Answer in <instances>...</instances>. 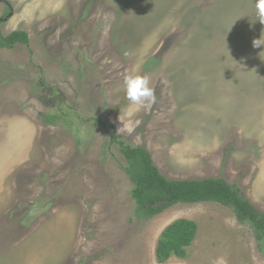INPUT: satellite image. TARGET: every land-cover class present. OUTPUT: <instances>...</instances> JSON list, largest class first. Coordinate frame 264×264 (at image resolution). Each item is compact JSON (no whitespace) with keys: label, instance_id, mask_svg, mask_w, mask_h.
<instances>
[{"label":"rangeland","instance_id":"rangeland-1","mask_svg":"<svg viewBox=\"0 0 264 264\" xmlns=\"http://www.w3.org/2000/svg\"><path fill=\"white\" fill-rule=\"evenodd\" d=\"M8 1L1 30L26 32L30 45L0 50V264H161L159 238L179 219L197 235L186 258L164 264H264V241L229 207L178 204L136 218L126 160L95 124L140 120L116 136L146 148L165 177L223 179L264 214L255 0ZM129 74L149 78L150 108L126 98ZM46 85L63 98H41ZM57 99L76 113L71 126L45 122Z\"/></svg>","mask_w":264,"mask_h":264},{"label":"trees","instance_id":"trees-1","mask_svg":"<svg viewBox=\"0 0 264 264\" xmlns=\"http://www.w3.org/2000/svg\"><path fill=\"white\" fill-rule=\"evenodd\" d=\"M18 45L29 47L30 37L24 31H15L4 36L0 26V50H12ZM51 92L41 98L58 94L55 87L43 86ZM56 103V112L43 114L49 125H69L75 123L76 113ZM64 108V109H63ZM96 125L110 134V141L117 144L124 156L126 173L134 183L132 196L136 201L135 216L139 220L152 219L178 204L216 203L231 208L241 223H249L258 242L264 241V214L251 204L241 189L220 178L173 180L165 177L156 167L151 153L144 147H133L116 136V127L102 118L95 119ZM65 127V126H64ZM68 127V126H66ZM65 127V128H66ZM197 224L189 219H179L170 224L161 234L156 248V258L161 264L172 257L184 259L187 248L194 242Z\"/></svg>","mask_w":264,"mask_h":264},{"label":"clouds","instance_id":"clouds-1","mask_svg":"<svg viewBox=\"0 0 264 264\" xmlns=\"http://www.w3.org/2000/svg\"><path fill=\"white\" fill-rule=\"evenodd\" d=\"M256 8V19L259 20L261 24H264V0H255ZM262 37L253 41L254 47L264 46L261 44ZM150 81L147 76H141L138 74H129L124 77V91L126 98L135 105L134 110L140 108H150L155 102L154 89L150 86ZM121 122L120 126L117 127V135H128L132 136L136 129L139 127L141 121L136 119H128L126 121L122 120L121 116L118 117ZM139 139V136L136 137ZM216 264H225L223 258H219Z\"/></svg>","mask_w":264,"mask_h":264},{"label":"water","instance_id":"water-1","mask_svg":"<svg viewBox=\"0 0 264 264\" xmlns=\"http://www.w3.org/2000/svg\"><path fill=\"white\" fill-rule=\"evenodd\" d=\"M7 6H8V8L10 9V16L9 17H12V15H13V9H12V7H11V5H10V3H9V1L8 0H2ZM7 20V19H6Z\"/></svg>","mask_w":264,"mask_h":264}]
</instances>
